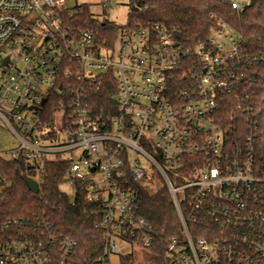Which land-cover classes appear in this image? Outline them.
Listing matches in <instances>:
<instances>
[{
    "label": "built area",
    "instance_id": "1",
    "mask_svg": "<svg viewBox=\"0 0 264 264\" xmlns=\"http://www.w3.org/2000/svg\"><path fill=\"white\" fill-rule=\"evenodd\" d=\"M65 4L0 0V124L18 140L4 157L42 170L83 150L67 161L68 179L102 204L103 264L155 247L141 191L162 189L182 229L166 248L169 264H264V114L239 92L241 39L223 25L192 49L177 27L156 24L121 31L112 49L79 27L80 6ZM103 74H113L116 93L95 107L92 84ZM233 104L236 123L227 124ZM208 220L216 233L197 236ZM30 224L0 220V264H68L76 255L75 239L47 243L40 222Z\"/></svg>",
    "mask_w": 264,
    "mask_h": 264
},
{
    "label": "trees",
    "instance_id": "2",
    "mask_svg": "<svg viewBox=\"0 0 264 264\" xmlns=\"http://www.w3.org/2000/svg\"><path fill=\"white\" fill-rule=\"evenodd\" d=\"M126 6L129 10L126 25L95 19L88 5L80 6L82 13L77 22L80 28L89 27L95 32L99 45L112 49L121 31H137L156 24L177 27L182 43L194 49L228 25L242 41L241 59L235 68L242 75L239 92L249 97L256 111L264 114V0H250L241 11H234L230 3L222 0H130ZM92 90L94 106L107 105L110 95L116 93L113 74L98 76ZM232 109L234 104L223 113L227 124L236 123L231 118ZM241 123L247 130L250 123L243 118ZM42 167L38 170L24 156L14 160L0 156V220L18 219L30 225L40 222L36 235L47 243L55 236L77 241L76 255L68 264H103L107 240L102 226V204L90 202L86 187L79 182L74 201L62 191V186L69 183L67 161H45ZM30 181L38 184L37 193ZM141 195L140 215L152 225L158 241L154 248L141 251L143 260L135 255L123 257L122 263L169 264L166 248L171 241L182 237L171 195L167 189L157 194L143 190ZM212 224L208 220L197 236H208L206 227H212L216 233Z\"/></svg>",
    "mask_w": 264,
    "mask_h": 264
},
{
    "label": "rangeland",
    "instance_id": "3",
    "mask_svg": "<svg viewBox=\"0 0 264 264\" xmlns=\"http://www.w3.org/2000/svg\"><path fill=\"white\" fill-rule=\"evenodd\" d=\"M240 5L246 7L250 4V0H232ZM88 5L90 10L99 21H112L117 25H126L128 22V7L126 6V0H113L109 5L104 6L102 0H66L65 6L69 9H73L77 6ZM18 146V140L16 137L4 128L0 124V155L5 157L10 156V152ZM82 149L74 152H67L61 155L62 161H74L79 162L81 159ZM62 191L65 192L71 201H74L76 197V188L67 183L62 186ZM141 260L142 257H141Z\"/></svg>",
    "mask_w": 264,
    "mask_h": 264
},
{
    "label": "water",
    "instance_id": "4",
    "mask_svg": "<svg viewBox=\"0 0 264 264\" xmlns=\"http://www.w3.org/2000/svg\"><path fill=\"white\" fill-rule=\"evenodd\" d=\"M29 183H30L31 188L34 190V192L37 193L39 191L38 184L33 181H30Z\"/></svg>",
    "mask_w": 264,
    "mask_h": 264
}]
</instances>
